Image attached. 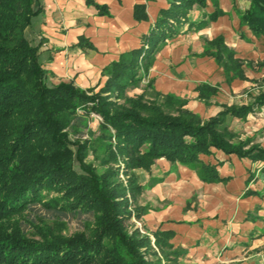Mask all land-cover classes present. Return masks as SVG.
Listing matches in <instances>:
<instances>
[{
    "label": "trees",
    "instance_id": "trees-1",
    "mask_svg": "<svg viewBox=\"0 0 264 264\" xmlns=\"http://www.w3.org/2000/svg\"><path fill=\"white\" fill-rule=\"evenodd\" d=\"M36 1L0 0V264H154L146 258L157 255L151 237L137 229L129 232L124 223L131 216L127 194L134 197L144 187L134 171L150 170L164 157L195 168L202 181L214 182L222 179L217 166L201 159L214 148L264 161V147H247L249 141L235 140L226 126L229 116L243 118L264 104V93L252 104L226 106L208 119L187 109L186 100L155 91L151 81L141 94L126 95L147 75L152 56L179 32L193 6L203 8L207 0H170L140 47L122 53L104 69L106 80L98 90L73 82L49 84L39 60L40 46L26 36L40 12ZM212 2L217 5L218 0ZM249 2L237 11L241 23L256 35L264 34V0ZM95 6L100 14L109 13ZM221 13L217 8L208 18L215 20ZM135 16L146 18L144 5L135 7ZM204 53L224 69L228 83L246 78V68L252 67L236 57L223 36L207 40ZM215 93L214 87L200 86L201 98ZM92 112L103 119L102 137L83 140ZM70 131L78 139H72ZM89 149L101 170L86 162ZM121 164L132 171L127 186L119 179ZM38 203L63 217H91L71 236L30 239L21 221L12 217ZM146 210L137 206L135 216ZM153 236L165 259L185 253L172 249L170 233L158 230Z\"/></svg>",
    "mask_w": 264,
    "mask_h": 264
},
{
    "label": "crops",
    "instance_id": "crops-1",
    "mask_svg": "<svg viewBox=\"0 0 264 264\" xmlns=\"http://www.w3.org/2000/svg\"><path fill=\"white\" fill-rule=\"evenodd\" d=\"M106 7L100 14L95 5ZM249 0H212L194 6L179 32L166 39L152 56L143 78L155 91L186 100L185 107L203 119L226 106L252 104L264 93V34L256 35L241 23L238 10ZM145 6L146 18L137 19L135 7ZM170 0H37L40 12L26 36L39 45V60L49 84L73 82L98 90L104 69L120 55L139 48L143 36ZM221 14L210 20L216 9ZM203 24L198 26V23ZM223 36L236 57L251 62L246 78L226 80L224 69L204 53L205 42ZM216 88L209 99L200 86ZM228 130L237 141L264 147V104L245 117L229 116ZM201 159L217 166L221 180L204 182L195 168L162 157L150 170L137 169L143 184L137 203L147 210L137 218L153 234L170 233L172 249L184 251L178 264H264V161L214 148Z\"/></svg>",
    "mask_w": 264,
    "mask_h": 264
},
{
    "label": "rangeland",
    "instance_id": "rangeland-1",
    "mask_svg": "<svg viewBox=\"0 0 264 264\" xmlns=\"http://www.w3.org/2000/svg\"><path fill=\"white\" fill-rule=\"evenodd\" d=\"M194 6H198V5L195 4ZM142 80L136 86H131L130 88H128L126 95L132 97L141 94L147 87V85L145 86V84L141 86ZM148 93L152 94L153 92L152 90H148ZM78 112L80 114H84L83 110H79ZM102 121L103 119L99 114L92 112L90 115L88 128L85 129L86 132L85 135L82 136V139L93 141L95 139L102 137V132L100 129V124L102 123ZM70 137L72 139H78V137L75 135L73 131H70ZM75 148L76 147L74 146V149ZM87 153L88 154H87L86 162H92L98 168V170H101L102 167L100 165V161L94 154L93 150L89 149ZM74 167L78 171L81 170L79 162L76 159L74 160ZM119 173H120L119 179L123 182L125 186H127L128 177H129L128 174H131L132 171L126 170L123 164H121ZM138 195L139 193H137L133 197L132 194L130 193L127 194L131 216L129 218H126L124 223L129 232H132L137 229L141 235H149L151 237V235L147 233L145 229H143L142 224L135 216V208L137 206H140L137 203V199L140 198L139 200H141V197H138ZM33 207H34L33 209L25 210L23 211L22 214H18L12 217L14 218V220L21 221V228L23 229L24 232H26V236L29 237L30 239L41 240L44 235H49V234L52 236L53 235L66 236V237L71 236L74 233H76L79 229H83L84 221L87 218L91 217L88 214H82L81 216L78 217L77 216L73 217L69 214L67 217H63L59 215L57 212H54V210H49L42 207L41 204L39 203L33 205ZM152 245L154 250L157 252V255L154 256L149 254L146 256L147 259L151 260L154 264H178L177 260L181 255H179L177 259H174L173 256H170V259H165L158 251V248L155 246L153 239H152ZM158 259H160L161 262Z\"/></svg>",
    "mask_w": 264,
    "mask_h": 264
}]
</instances>
